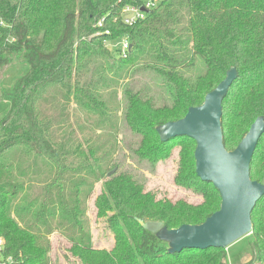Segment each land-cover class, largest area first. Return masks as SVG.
Here are the masks:
<instances>
[{"label":"trees","instance_id":"obj_1","mask_svg":"<svg viewBox=\"0 0 264 264\" xmlns=\"http://www.w3.org/2000/svg\"><path fill=\"white\" fill-rule=\"evenodd\" d=\"M141 5L138 0H0V70L13 61L29 67L11 89L0 91L9 103L0 119V237L12 264H49L47 236L55 231L81 264L226 262L222 248L170 254L168 245L145 227L199 225L221 204L213 185L196 176L195 142L177 137L162 143L155 129L201 105L231 67L238 77L222 102L225 149L233 150L255 119L264 118V0H160L144 19L125 25L122 9ZM123 39L125 54L118 47L111 53L109 43ZM138 74L159 81L160 101L149 84L136 79ZM119 84L123 120L140 139L134 154L153 167L179 147L174 183L200 196V204L157 200L139 176L118 173L115 165L108 170L96 147L90 146L88 155L73 145L71 130L58 138L67 115L62 121L61 114L47 116L50 109H45L55 97V110L60 101H71L99 116L97 128L118 132L103 90ZM90 163L94 169L89 170ZM73 174L89 179L74 183ZM250 178L264 186V134L251 158ZM96 182L101 192L95 205L113 235L110 250L93 247L84 217L83 200ZM37 185L41 195L33 197L30 190ZM251 222L249 264H264V196Z\"/></svg>","mask_w":264,"mask_h":264},{"label":"water","instance_id":"obj_2","mask_svg":"<svg viewBox=\"0 0 264 264\" xmlns=\"http://www.w3.org/2000/svg\"><path fill=\"white\" fill-rule=\"evenodd\" d=\"M237 77L236 69L229 68L224 79L205 95L201 105L188 108L181 119L155 129L162 143L177 137H187L195 142L196 176L202 182L211 183L221 199L219 210L199 225L167 229L162 224H145L159 241L168 245L167 252L170 254L186 249L227 250L251 234V212L264 196V186L251 180L250 162L264 134V118L255 119L233 150L225 149L221 125L222 102ZM140 224L143 225L142 222Z\"/></svg>","mask_w":264,"mask_h":264},{"label":"rangeland","instance_id":"obj_3","mask_svg":"<svg viewBox=\"0 0 264 264\" xmlns=\"http://www.w3.org/2000/svg\"><path fill=\"white\" fill-rule=\"evenodd\" d=\"M120 42V41H119ZM118 42V43H119ZM114 43H109V51L114 53ZM119 48V47H118ZM28 65L25 63H18L13 61L9 66L0 70V91L11 89L15 82L22 77L28 70ZM139 82L150 85L153 90V96L161 100L162 94L157 87L158 80L154 79L153 75L138 74L136 78ZM120 85L115 89L103 90V99L108 102L110 117L117 125L118 132L113 128L99 127L97 128L98 115L89 114L75 106L73 102L65 104L59 102L57 110L54 109L58 98L55 97L54 103L46 105L45 109L47 116L62 115V121L66 122L60 125L57 131L58 138L61 139L62 135L73 132L71 143L73 145H80V150L88 154L89 147H96L98 149V156L104 157L105 167L111 170L115 165L118 173L125 172L131 175L139 176L140 182L144 185L145 191H150L155 194L157 200L166 199L172 203L178 200L185 201L192 205H197L202 202L200 196L194 195L190 191H186L175 185L174 179L179 171V147H174L168 159L158 162L155 166L150 167L146 161H141L134 154V150L139 143V137L130 132L126 126L122 116L121 89ZM113 88V87H112ZM116 94V95H115ZM54 97V94L51 98ZM160 103V102H157ZM9 109V103L2 100L0 95V119L6 114ZM63 109V110H62ZM57 115V116H58ZM67 115V116H66ZM66 116V119H65ZM58 127V126H57ZM83 127H85L83 129ZM116 128V127H115ZM82 130V132L80 131ZM89 138V142H83L84 138ZM89 155V154H88ZM78 156H74L73 162L78 165ZM89 157V156H88ZM92 162V161H91ZM69 161H67V164ZM27 164H24V166ZM90 170L94 169L92 163L88 164ZM47 174L44 173L43 176ZM41 176V177H43ZM81 177H89L85 174H73L71 180L75 183ZM107 177V175L105 176ZM102 182V181H101ZM101 182H96L93 189L88 193L87 198L83 200L84 217L87 219V225L91 234L93 247L96 249L110 250L113 247V235L107 228L105 218L106 216H99L95 202L101 192ZM74 185V184H73ZM71 188V187H69ZM69 188L65 191L69 192ZM87 189V188H86ZM85 190V188H79ZM31 196L41 195V186L37 185L30 190ZM108 213V212H107ZM106 213V214H107ZM247 237V236H246ZM244 237L233 245L227 248L225 264H249L252 260V251L249 246V237ZM50 251L48 256L50 258L49 264H81L76 258H73L68 249L70 243L58 231L53 232L47 236ZM247 260V261H246Z\"/></svg>","mask_w":264,"mask_h":264},{"label":"built area","instance_id":"obj_4","mask_svg":"<svg viewBox=\"0 0 264 264\" xmlns=\"http://www.w3.org/2000/svg\"><path fill=\"white\" fill-rule=\"evenodd\" d=\"M142 3L140 7L136 6H125L121 11V20L125 25L132 26L137 21L144 19L147 11L152 10L159 3L160 0H138ZM143 9V11H141ZM120 50L121 54H125L128 49V42L126 39L121 40L116 44ZM115 45V46H116ZM5 251V241L0 237V264H12L11 257H7L4 254Z\"/></svg>","mask_w":264,"mask_h":264},{"label":"crops","instance_id":"obj_5","mask_svg":"<svg viewBox=\"0 0 264 264\" xmlns=\"http://www.w3.org/2000/svg\"><path fill=\"white\" fill-rule=\"evenodd\" d=\"M247 261V260H246Z\"/></svg>","mask_w":264,"mask_h":264}]
</instances>
